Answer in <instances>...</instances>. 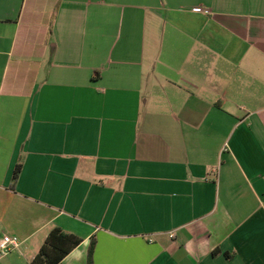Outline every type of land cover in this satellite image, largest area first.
Returning a JSON list of instances; mask_svg holds the SVG:
<instances>
[{
  "label": "crops",
  "instance_id": "0c3cea01",
  "mask_svg": "<svg viewBox=\"0 0 264 264\" xmlns=\"http://www.w3.org/2000/svg\"><path fill=\"white\" fill-rule=\"evenodd\" d=\"M55 227L62 264H264V0H0V264Z\"/></svg>",
  "mask_w": 264,
  "mask_h": 264
},
{
  "label": "trees",
  "instance_id": "16d2710c",
  "mask_svg": "<svg viewBox=\"0 0 264 264\" xmlns=\"http://www.w3.org/2000/svg\"><path fill=\"white\" fill-rule=\"evenodd\" d=\"M19 166L14 171V179L19 173ZM78 236L64 232L59 227L53 228L47 235L38 253L29 264H62V260L80 243ZM94 242H91L88 253V264H91Z\"/></svg>",
  "mask_w": 264,
  "mask_h": 264
},
{
  "label": "built area",
  "instance_id": "2783aa9c",
  "mask_svg": "<svg viewBox=\"0 0 264 264\" xmlns=\"http://www.w3.org/2000/svg\"><path fill=\"white\" fill-rule=\"evenodd\" d=\"M196 10L201 11L198 7ZM20 245V240L16 236L4 235L0 241V256L6 255L10 250L17 249Z\"/></svg>",
  "mask_w": 264,
  "mask_h": 264
}]
</instances>
